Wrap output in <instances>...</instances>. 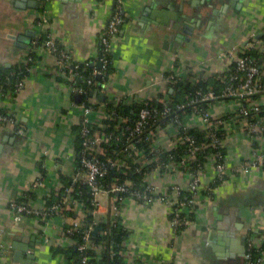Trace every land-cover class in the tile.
<instances>
[{
  "label": "crops",
  "instance_id": "0c3cea01",
  "mask_svg": "<svg viewBox=\"0 0 264 264\" xmlns=\"http://www.w3.org/2000/svg\"><path fill=\"white\" fill-rule=\"evenodd\" d=\"M116 1L0 0V67L13 71L26 65L31 50L35 56L22 87L0 95V112L13 114L24 128L17 134L14 128L0 125L1 264H61V255L52 254L42 233H59L71 221L57 216L44 224L33 217L16 221L9 209V202L29 191L34 182L37 187L31 191L36 198L31 203L44 208L51 194L76 174L73 128L81 118L84 92L80 89L88 86H81L80 78L73 84L72 75L58 80L56 54L43 45L35 47L34 41L48 34L71 53V66L89 63L97 69L99 36ZM122 4L126 19L112 38L115 74L105 81L97 79L90 93V101L97 104L91 113L93 124L104 120L106 98L124 96L135 102L158 96L168 89L162 78L169 71L184 79L225 73L250 45L251 36L264 50V0H122ZM239 102L220 100L209 109L212 117L235 116L225 141L230 167L264 149V132L259 137L248 134L245 119L237 121ZM252 102L264 105V91ZM187 117L183 122L188 127L200 128L196 117ZM234 171L211 187L215 170L210 160L205 162L202 189L192 203L193 222L178 234L165 204L142 205L124 198L119 215L131 247L148 262L165 259L173 247L182 264H245L248 238L264 250V167ZM187 177L182 170L168 175L155 168L148 172V179L159 185L183 184ZM116 196H101L93 215L96 224L109 226ZM84 210L73 212L74 217L85 216Z\"/></svg>",
  "mask_w": 264,
  "mask_h": 264
},
{
  "label": "built area",
  "instance_id": "2783aa9c",
  "mask_svg": "<svg viewBox=\"0 0 264 264\" xmlns=\"http://www.w3.org/2000/svg\"><path fill=\"white\" fill-rule=\"evenodd\" d=\"M42 20L40 19L38 22L42 23ZM124 22L125 16L122 0H117L115 9L99 36V63L101 65L99 68L94 69L91 75L85 79L86 86L92 85L93 78L96 81L97 79L105 81L109 78L106 76V68L112 63V38ZM34 44H38V40H35ZM42 45L56 54V66L58 70L68 67L78 68V65L71 66V53L61 48L50 35L46 34ZM251 46H258L253 36L250 37V45L248 47ZM234 62L236 70L228 75L220 96L216 95L213 91L202 92L196 90L193 98L178 102L175 108H173L169 104V99L166 95L167 90H164L160 93L163 94L160 108L157 106L145 107L139 110L135 119L124 118L121 130L116 134H106L104 132L100 135H92L91 125L93 122L91 120V113L94 109L86 103H82L79 121L82 145L80 166L76 167V174L72 179V184L64 188L66 197L63 200V204L73 212L83 211V203L71 196L73 186L78 180L86 184L90 189L91 202L94 207L92 211L93 215L97 212V207L103 194H116L117 196L112 204V216L109 226L105 231L102 229L98 230V234L103 235L106 233L110 236L102 248H107V263L102 262L101 247L92 240V231L97 228L95 221L85 224V216H81L80 218L75 217L74 220L71 219L70 226L64 228L59 233H42L43 242L49 246L76 245L78 257L68 259L66 256L61 255V264H182L181 254L173 247L169 248L165 259L148 262L136 253L129 244L128 238L117 241L113 238V235L117 234L119 230L123 231L127 229L119 215L122 201L126 197L132 198L142 205L162 202L169 209L170 223L174 233L178 234L182 229H186L193 222L191 216L193 208L190 205L194 202V197L202 189L201 171L204 169L205 163L202 165L199 158L203 155L204 150H208V146L213 150H208L207 155L203 156L212 163L217 179L224 178L228 175L229 171L244 170V172H248L252 169L264 167L263 148L254 150L250 159L241 162L239 166L235 167H230L226 161V153L222 155L220 151V148H225L226 140H220L217 132L221 130L228 131L234 119L230 114L227 115L226 119H224V116L212 117L209 109L214 102L230 99L241 101L238 103L240 104L239 114L245 118L250 112L258 113L261 111V105L252 102L255 94L264 91V83H261L260 80L263 75L260 67L252 58L244 56L242 53L236 57ZM72 76L74 84L76 75ZM98 76L100 77L98 78ZM175 76H177L175 72L169 71L163 76L162 82L168 85L173 81ZM23 81L17 82L15 92L22 87ZM73 84L71 88L75 90V85ZM80 91L85 92L83 89H80ZM2 94L3 92L0 90V95ZM123 98L125 97L119 96L115 100L121 101ZM202 104L207 105V108H202ZM188 105L192 106V110L187 118L196 117L198 119L197 124L200 123V128L206 132L211 140V144L206 146L204 143L198 142L193 136L187 134L186 130L189 127L183 122V118L180 119L176 113V109H184ZM107 117L108 115L105 113L104 119ZM165 118H167V126L162 125V122H160ZM245 122L244 127L248 134H256L259 137L264 132V114L259 116L256 122H249L247 118ZM0 125L14 128L17 134L24 132L21 122L10 113L0 112ZM169 127L171 129H168ZM178 128H181L183 133H180ZM124 138L126 144L122 148V151L132 158L131 163H128V160L125 158L121 159V157L109 156L104 153L105 147L103 144H107L111 139L115 142H120ZM163 138H166V143H169V146L166 143L165 146H162L160 142ZM137 144L145 146L143 151L139 150L140 148L137 147ZM180 147L184 148L180 150ZM173 150L176 151L177 155H175V152H172ZM144 152L151 154V157L146 158ZM96 154H104L105 157L101 159ZM164 155L167 156V159L164 158ZM176 157L179 160H174ZM151 163H157L155 169L164 175L172 174L174 170H182L187 174L188 179L183 184L173 183L169 185L165 183L159 185L150 181L147 173L143 175V180L136 189L132 188L134 184L132 180H127L123 184L111 183L102 185L100 183V180L107 174L108 168L115 167L122 170L123 174H127L130 172L129 170L137 172ZM35 187H37V182H34L30 186V189ZM183 191L190 192L191 197L183 200L181 197ZM62 208L59 205H54L49 210H45L44 208L35 207L30 202L25 204L17 203L15 200L9 202V209L12 211L13 218L16 221H21L23 218L29 216L42 221L44 224L56 216L66 218L61 213ZM0 247L2 246L0 245ZM2 250L0 248V259L2 258ZM254 251L258 252L255 258L253 255ZM244 257L245 264H263L264 250H261L259 246L254 244L251 238H248Z\"/></svg>",
  "mask_w": 264,
  "mask_h": 264
},
{
  "label": "trees",
  "instance_id": "16d2710c",
  "mask_svg": "<svg viewBox=\"0 0 264 264\" xmlns=\"http://www.w3.org/2000/svg\"><path fill=\"white\" fill-rule=\"evenodd\" d=\"M126 19V18H125ZM45 39V36L37 38L38 44L35 45V47L42 45V41ZM242 55L244 56H249L254 60V62L260 67L263 75L261 76V83H264V50L258 46H251L246 48L243 52ZM35 58L34 56V51H30L29 55V61L26 63L25 66H21L19 68L13 69V71H10L6 68L0 67V90L5 93L8 91H11L12 93L15 92V87L18 81L23 80L24 76L27 74V69L32 65V61ZM78 65V68L75 69L74 67H68V68H61L59 70V76L56 78L58 80H62L63 78H68L69 75H76V78L81 79L80 85L82 86L85 83V79L88 78L92 71L95 69L94 67L90 66L89 63H83V64H74ZM236 70V65L235 62H232L229 66V69L225 73H217V74H212L207 77L202 76L200 74L198 75H191L189 78H182L179 77L178 75L175 76L172 82H170L167 87L166 95L169 99V104L173 108H175V105L178 102L181 101H187L188 99L193 98L195 91L200 90L202 92L206 91H213L216 95L220 96L221 93L223 92V89L225 87V81L228 79V75L232 72H235ZM77 72V73H76ZM106 76L110 77L115 74L114 68L112 67V63L108 65L106 68ZM65 78V79H66ZM97 83L95 78H93V82L91 86L86 87L84 89V93L82 95V101L81 103H86L88 106L92 107L95 109L97 107V104L94 102L90 101V93L91 91L96 88ZM169 89L172 91L170 92ZM262 92L255 94L253 96L254 99H257L259 94ZM163 97V94H159L158 96L155 97H147L144 98L143 100L139 101H133V102H127L126 98H123L121 101H116L115 98H106L105 99V111L108 115L107 118H105L100 125L98 124H92L91 125V133L92 135L96 134H103L104 132L106 134H111V133H119L121 130V126L123 125L122 120L124 118L128 119H135L137 117V114L140 109L145 108V107H152V106H157L160 108L161 104V99ZM187 97V98H186ZM202 108H207V105L205 104L201 105ZM192 106L188 105L184 109H176V113L179 115L180 119L185 118L191 114ZM5 113V112H1ZM264 114V105H261V111L258 113H253L250 112V114L246 117L249 122H256L258 120V117ZM227 115L229 113L224 115V119L227 118ZM231 115V114H230ZM232 114L231 116H233ZM233 119L235 116L232 117ZM245 117L241 116L237 121L246 119ZM162 125H166L167 123V118L164 120H161ZM167 126V125H166ZM174 128V127H173ZM75 134H76V141H75V165L76 167L80 166V152L82 149L81 145V138H80V126L77 125L74 128ZM171 129V127H170ZM180 133H183L181 128H178ZM187 134L190 136H193L196 138L198 142L204 143L206 146L210 143V139L207 136L206 132L202 130L201 128L198 127H189L188 130H186ZM227 131L221 130L217 132V136L220 140H226L227 137ZM126 140L125 138L122 139L120 142H115L113 139L109 140L107 144H103L104 148V153L105 155L109 156H117L121 157V159L125 158L127 159L128 163H131L132 158L127 155L126 153H123L122 148L125 146ZM137 147L140 148V151H143L145 148L144 145L137 144ZM184 147H180V150H182ZM211 147L208 146V150H213L210 149ZM208 150H204L202 153L204 156L205 154L207 155ZM122 151V152H121ZM221 154L225 155L226 150L224 147L220 148ZM175 152L176 151H172ZM145 153V152H144ZM146 158L151 157V154L148 152L145 153ZM104 154H96V156L100 157L101 159H104L105 157ZM167 155V153H166ZM201 156L199 158L201 164L206 162V158L204 156ZM164 158L167 159V156L164 155ZM174 160H179L178 157H176ZM157 166V163H151L150 165H147L144 167L142 170L135 172L134 170H129L127 174H123L122 170H119L118 168L112 167L108 168L107 174L100 180V183L102 185H108L111 183H117V184H123L127 180H132L133 181V189H136L139 187L140 182L143 180V175L147 174L151 169L155 168ZM225 180V177L222 179H215L212 181L211 187L217 185L218 183H221V181ZM72 184V180H65L64 181V187L61 188L59 191H57L56 194H51V196L48 198V201L46 202V206H44L45 210H49L52 206L54 205H59L62 208V214L66 216V218H71L72 220L75 219L74 213L72 210L67 209L64 204L63 200L66 197V194L64 193V188ZM72 198L79 200L80 202L83 203L85 207V224H90L95 221L94 216H93V205L91 202V195H90V189L86 184L81 183L79 180L75 182L73 186V191L71 192ZM181 197L183 200L189 199L191 197L190 192L183 191L181 193ZM36 198V193L34 191H25L20 197L15 199L17 203H27V202H32ZM191 207L193 206L192 204L190 205ZM193 208V207H192ZM191 216H194V211L191 213ZM29 217V216H28ZM27 218V217H26ZM70 224L67 226L69 227ZM95 226L99 227L103 231L107 229V226L102 223H97ZM66 227V228H67ZM128 230H119L117 234L113 235V238L117 241H121L123 239L128 238L129 236ZM108 234H103L101 235L100 233L96 235V240L94 243L99 245L101 253H102V262L107 263V248L103 246L107 243L109 239ZM76 245H65V246H51V252L54 255H63L66 256V258H77L78 257V251L75 248ZM264 246H262V249ZM257 251L253 252L254 258L257 255Z\"/></svg>",
  "mask_w": 264,
  "mask_h": 264
},
{
  "label": "water",
  "instance_id": "95a60500",
  "mask_svg": "<svg viewBox=\"0 0 264 264\" xmlns=\"http://www.w3.org/2000/svg\"><path fill=\"white\" fill-rule=\"evenodd\" d=\"M207 1L209 2V1H211V0H207ZM189 28H191V25H188V26H187V29H189ZM27 34H28L29 36L32 35V34L29 33V32H28ZM19 40H21V41H23V42H28V39H27V38H19ZM29 41H30V40H29ZM20 46H22V45H20ZM22 47H23V46H22ZM100 65H101V64L98 63V64H97V67L99 68ZM99 77H100V76H98V78H99ZM98 230H100V228L97 227V228H95V229L92 231V240H94V241L96 240V233L98 232ZM17 254H18V253H17ZM33 257H34L33 255H28V258L33 259Z\"/></svg>",
  "mask_w": 264,
  "mask_h": 264
}]
</instances>
